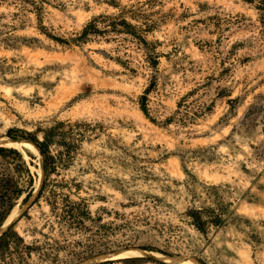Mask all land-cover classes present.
Wrapping results in <instances>:
<instances>
[{"label":"rangeland","instance_id":"obj_1","mask_svg":"<svg viewBox=\"0 0 264 264\" xmlns=\"http://www.w3.org/2000/svg\"><path fill=\"white\" fill-rule=\"evenodd\" d=\"M34 1L38 10L0 0V146L14 148L10 129L89 124L72 129L82 141L52 178L94 221L70 230L44 200L20 198L0 226L32 248L15 264H264V10L242 0ZM100 15L154 27L146 39L157 43V68L124 35L66 46L38 31L70 40ZM182 102L209 109L183 125ZM14 149L35 196L39 158ZM13 168L0 158V178Z\"/></svg>","mask_w":264,"mask_h":264},{"label":"trees","instance_id":"obj_2","mask_svg":"<svg viewBox=\"0 0 264 264\" xmlns=\"http://www.w3.org/2000/svg\"><path fill=\"white\" fill-rule=\"evenodd\" d=\"M21 4L33 5L36 10V3L34 0H18ZM98 1V0H96ZM108 6L119 9L117 0H104ZM246 3L254 4L258 10H264V0H242ZM133 20V18H131ZM154 27L145 26L144 30L138 28L136 25L128 22L125 17L115 18L113 16L100 15L95 17L89 23H87L82 30L76 34L70 40H62L43 32L44 30H38L40 34L46 38L61 43L66 46H79L89 44L94 38H108L109 36H121L124 35L136 41L138 45L142 47L145 53L146 61L151 68L156 69L159 64V56L155 48L157 43H150L147 41L146 36L153 31ZM149 89L144 92V95L140 98L139 105L140 111L143 115L147 116V108L145 102H147V96ZM184 101V100H183ZM233 104L232 101H229ZM183 113L180 112V117L177 118L181 124H186L187 120L194 119L200 113L208 110L209 108H201L200 112H190L186 110L184 102H182ZM178 106L179 110L181 108ZM170 119L169 122H172ZM90 127L86 123H76L74 125L67 124L65 122H57L53 126L48 128H37L34 132H28L18 129H10L6 133V137L10 140H26L28 142L18 143L21 147L31 150L39 158V163L42 160L43 180L37 196L34 199V203H38L40 200H44L49 206V210L54 218L60 225L70 230H83L87 231L86 224L93 222L89 212V206L84 199H72L70 197L69 185L66 183H59L53 179L52 176H59L62 169H67L69 163L72 161L73 154L78 150L81 143L82 136L72 132L73 128ZM40 136V138H39ZM34 145L32 146L31 143ZM38 149H36V148ZM52 147H57V153L53 154ZM40 155V156H39ZM41 157V159H40ZM0 158L6 161L9 159L14 162L13 175L7 179L0 178V197L4 198L8 195V201L6 207V213L3 215L0 213V226L6 219V215L12 210L16 202L23 197L22 203H27L33 196V184L34 177L28 168V165L24 161L20 151L14 148H4L0 146ZM68 193H64V191ZM6 203V202H5ZM196 220V228L198 231H202V224L199 226L200 221L199 213H193L191 215ZM221 217L216 214L214 218H211L213 225L219 226ZM202 223V222H200ZM22 252L26 255H31L32 248L24 244L23 239L17 234L14 225H10L4 233L0 234V264H15L13 256L21 255ZM19 258V257H17ZM20 259V258H19ZM105 263V262H104ZM103 264V263H99Z\"/></svg>","mask_w":264,"mask_h":264},{"label":"water","instance_id":"obj_3","mask_svg":"<svg viewBox=\"0 0 264 264\" xmlns=\"http://www.w3.org/2000/svg\"><path fill=\"white\" fill-rule=\"evenodd\" d=\"M9 141H13V142H16V140H9ZM21 141H26V140H21ZM30 142V141H29ZM31 143V142H30ZM32 144V143H31ZM33 145V144H32ZM34 146V145H33ZM36 148V147H35ZM37 149V148H36ZM38 150V149H37ZM40 156V155H39ZM41 170H42V176H43V169H42V160H41ZM41 181H42V179L40 180V184H39V188H40V185H41ZM39 188H38V190H37V192H36V194H35V196H32L33 198V200L35 199V197L37 196V193H38V191H39ZM8 228V227H7ZM5 232V230H0V234L1 233H4ZM127 251H129V250H122V251H118V252H116V253H114V254H108V255H103L102 257H100V258H98V259H109V260H112V259H115V258H119V256L121 255V254H123V253H125V252H127ZM144 254V253H143ZM95 260V259H94ZM188 260H190L189 258H181L180 259V261L181 262H185V261H188ZM87 262H89V261H87Z\"/></svg>","mask_w":264,"mask_h":264},{"label":"bare ground","instance_id":"obj_4","mask_svg":"<svg viewBox=\"0 0 264 264\" xmlns=\"http://www.w3.org/2000/svg\"><path fill=\"white\" fill-rule=\"evenodd\" d=\"M8 143V145L13 146L14 148L20 149V150H25V148L21 147L19 144H17L16 142L13 141H6ZM30 143V142H29ZM32 145V144H31ZM33 146V145H32ZM41 164V163H40ZM42 171V170H41Z\"/></svg>","mask_w":264,"mask_h":264}]
</instances>
